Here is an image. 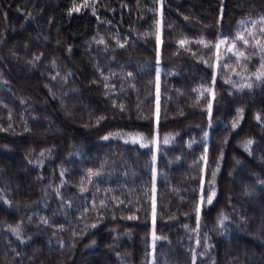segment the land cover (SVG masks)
<instances>
[{"label": "trees", "instance_id": "1", "mask_svg": "<svg viewBox=\"0 0 264 264\" xmlns=\"http://www.w3.org/2000/svg\"><path fill=\"white\" fill-rule=\"evenodd\" d=\"M262 17L0 0V264H264Z\"/></svg>", "mask_w": 264, "mask_h": 264}, {"label": "snow or ice", "instance_id": "2", "mask_svg": "<svg viewBox=\"0 0 264 264\" xmlns=\"http://www.w3.org/2000/svg\"><path fill=\"white\" fill-rule=\"evenodd\" d=\"M77 10H79V9L76 6H74L73 11H77ZM261 22L264 23V17L261 18ZM241 23H243V21H241ZM253 24H255V22H253ZM260 31L264 32V28H261ZM251 35H252V33H249V36H251ZM236 39L243 41V43L246 45H248L250 43V41L248 39H246L243 34L238 33L236 36ZM180 43H181V45H183L184 43H186V41L182 40V41H180ZM200 43H204V42L200 41ZM221 43H224V41H221ZM205 46H207V45H205ZM256 46H259L260 48L264 49V44H261V42L259 40L256 41ZM216 47H219V45H217ZM229 51H231V48L229 49ZM235 54L237 55V59H239L241 57H243L244 59L248 58L245 56V54L243 52H238ZM261 69H264V64L261 65ZM261 69H258L256 73H253V75H255L257 79H261L262 77H264V71H262ZM129 75H131V74H129ZM247 86L251 87L250 84ZM209 108H210V106H209ZM116 135H119V134L117 133ZM104 139H108V137H104ZM133 142H135V139ZM165 142H167V140H165ZM251 143H252L251 140L247 141L246 146L250 145ZM89 173L93 174L91 169L89 170ZM213 195H214V193L208 197V200H207L208 203L212 202V196ZM154 217H155V205H153V218ZM131 218H134V217H130V219ZM11 231L18 233V226H17V228H12ZM153 237H154V239L157 238V237H155V233H153Z\"/></svg>", "mask_w": 264, "mask_h": 264}, {"label": "rangeland", "instance_id": "3", "mask_svg": "<svg viewBox=\"0 0 264 264\" xmlns=\"http://www.w3.org/2000/svg\"><path fill=\"white\" fill-rule=\"evenodd\" d=\"M221 41H224V43H221ZM225 44V40L218 39L216 42V46L219 45V47H216V55H215V65H217V61L219 59V51L221 50L222 46ZM234 50L233 43L229 45V49ZM20 68H22L20 66ZM23 69V68H22ZM196 91L198 94L203 95V94H210L211 96L214 94V89L210 86H197ZM68 115V114H66ZM206 160L203 158V168H205ZM155 181L153 180V186L155 185ZM153 188V187H152ZM91 263V262H90ZM92 264V263H91Z\"/></svg>", "mask_w": 264, "mask_h": 264}]
</instances>
